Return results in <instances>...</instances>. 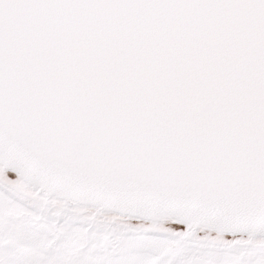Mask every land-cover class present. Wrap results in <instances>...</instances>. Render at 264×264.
Instances as JSON below:
<instances>
[{
  "label": "snow or ice",
  "instance_id": "snow-or-ice-1",
  "mask_svg": "<svg viewBox=\"0 0 264 264\" xmlns=\"http://www.w3.org/2000/svg\"><path fill=\"white\" fill-rule=\"evenodd\" d=\"M0 264H264V0H0Z\"/></svg>",
  "mask_w": 264,
  "mask_h": 264
}]
</instances>
